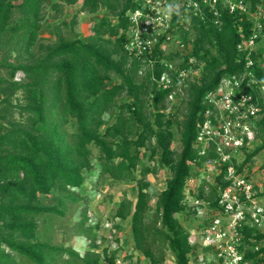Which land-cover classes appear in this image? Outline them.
Returning a JSON list of instances; mask_svg holds the SVG:
<instances>
[{
	"label": "trees",
	"instance_id": "1",
	"mask_svg": "<svg viewBox=\"0 0 264 264\" xmlns=\"http://www.w3.org/2000/svg\"><path fill=\"white\" fill-rule=\"evenodd\" d=\"M47 1L0 0V264H128L134 252L151 264H164L168 251L177 264H191L195 247L178 215L188 218L200 207L191 206L184 191L205 159L195 145L205 97L224 76L242 77L249 59L264 83V40L257 49H240L253 22L228 8H220L221 23L206 8L201 14L190 12L188 21L171 31L193 40L184 58L194 57L201 74L197 81L180 82L176 99L187 109L179 119V109L168 111L167 104L177 87L158 82L166 69L161 49L138 57L126 50L129 11L136 0H54V18L61 17L64 4L79 1L80 12L107 11L86 36L72 34L77 14L62 19L54 25L55 39L42 34ZM246 2L252 10L264 8V0ZM179 13H174L172 27L180 24L185 9ZM18 72L24 74L20 79ZM175 129L182 143L179 152L173 147ZM255 131L253 147H244L240 169L264 150V104ZM157 158L172 174L148 220V175L159 171ZM227 167L218 177L224 186ZM94 168L111 184L127 181L137 188L136 200L125 196L114 213V218L131 220L134 251L122 259L109 246L100 247L93 235L100 224L90 223L87 209L74 224L87 238L84 251L40 233L43 215L64 217L70 204L86 198L82 189ZM217 193L213 185L208 192L202 185L197 196L218 207ZM253 231L258 240L264 238V232L253 229L249 234Z\"/></svg>",
	"mask_w": 264,
	"mask_h": 264
},
{
	"label": "built area",
	"instance_id": "2",
	"mask_svg": "<svg viewBox=\"0 0 264 264\" xmlns=\"http://www.w3.org/2000/svg\"><path fill=\"white\" fill-rule=\"evenodd\" d=\"M136 1V7L129 11L126 50L138 57L147 53L153 55L157 48L161 49L160 60L166 69L158 82L164 88L177 87L169 94L168 101H175L180 82L197 81L201 74L194 57H189L188 61L184 58L192 49V39L178 38L171 31L187 22L190 12L197 15L206 8L214 12L216 23H221L220 8H228L230 12L246 15L253 22L252 33L239 44L240 49H257L259 41L264 40V8L260 5L252 10L246 0ZM169 4H178L179 10L185 9L179 18L180 24L175 27H172L175 12L171 16L165 15ZM134 16L135 20L132 19ZM170 45L177 48L169 51ZM171 54L176 55L174 59L167 58ZM253 65L254 61L249 59L242 77L224 76L205 97L207 107L195 140L200 159H205L195 169L214 173V180L208 181L205 190L208 192L212 185L216 188L218 207L198 198V191L191 194L193 203H190L184 191L185 200L191 206H200L198 213L206 214L201 225L203 244L210 248L208 252L214 253L212 258L208 256L213 264H264V238L258 240L255 231L249 234L253 229L264 232V204L260 202L264 188L246 172L250 163L240 169L246 159L244 149L253 147L256 139L255 122L262 115L264 104V83H259L251 69ZM226 163L228 167L223 179L227 184L224 186L218 177ZM189 185L187 181L186 188Z\"/></svg>",
	"mask_w": 264,
	"mask_h": 264
},
{
	"label": "rangeland",
	"instance_id": "3",
	"mask_svg": "<svg viewBox=\"0 0 264 264\" xmlns=\"http://www.w3.org/2000/svg\"><path fill=\"white\" fill-rule=\"evenodd\" d=\"M54 0L47 1V16L44 22V28L42 34L50 39H55L54 25L59 23L62 19L78 15V24L75 27L73 35L76 33L81 36L89 35L92 32V27L102 15L107 13L105 9H101L99 12L90 14L87 12H80L81 1L75 5L64 4V9L60 14V18H54L55 11L52 9V2ZM191 40V39H190ZM193 41V40H192ZM169 51L175 50V45H170ZM24 76L22 72H18L17 79ZM199 78V77H198ZM168 111H174L179 109L177 117L181 119L186 112L187 105L180 99L167 102ZM175 141L173 144L174 149L179 152L182 148L180 140V133L175 129ZM97 154L95 150L94 155ZM144 160L147 156H143ZM157 165L159 171L155 174H149L148 179L151 181V212L148 216V220L152 217L154 212V206L157 194L166 186L167 179L171 176L172 172L169 167L164 166L159 158H157ZM246 172L253 176V179L264 188V150L254 157V160L250 163V166L246 168ZM214 173H205L204 169H194L193 175L188 178L190 183L187 188L185 187L186 195L190 199V203H193V195L195 191H198L202 185L206 188L208 181L214 180ZM82 193L85 194V199L81 200L77 204H70L68 212L64 217H58L52 214H45L40 219V233L43 238L51 237L55 243L72 245L80 251H84L87 246V238L85 234L78 228H75L74 224L79 219L81 210L87 209V213L90 216V223L95 224L99 222L100 227L93 231V235L100 247L109 246L111 252L119 255V258H124L127 254L134 249V242L131 233V220H120L114 218V213L120 201L125 197H129L132 201L136 200L137 188L135 183L121 181L115 184L110 183V178L98 173V169L94 168L93 172L88 176L85 186L82 189ZM92 197V198H91ZM260 202L264 204V196L260 197ZM186 227L191 233L190 242L195 247L194 256H192L191 264H209L212 258V251L208 250L203 244V227H201L205 220L206 214H195L188 218L185 215H178ZM121 224L122 228H118L116 224ZM134 251V250H133ZM166 260L164 264H177L175 256L169 251L166 253ZM198 256L197 260L194 259ZM209 256V258H208ZM205 259V260H203ZM128 264H151L145 256L139 252H134L133 258L128 261Z\"/></svg>",
	"mask_w": 264,
	"mask_h": 264
},
{
	"label": "clouds",
	"instance_id": "4",
	"mask_svg": "<svg viewBox=\"0 0 264 264\" xmlns=\"http://www.w3.org/2000/svg\"><path fill=\"white\" fill-rule=\"evenodd\" d=\"M175 12L176 15H179V5L178 4H169L167 5V8L165 9V15L166 16H171L172 13ZM133 20L136 19V17H132Z\"/></svg>",
	"mask_w": 264,
	"mask_h": 264
}]
</instances>
